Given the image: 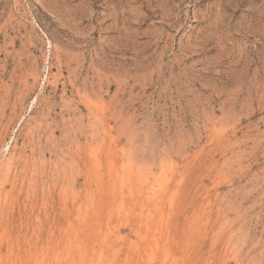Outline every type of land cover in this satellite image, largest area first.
I'll return each mask as SVG.
<instances>
[{
    "label": "rangeland",
    "instance_id": "obj_1",
    "mask_svg": "<svg viewBox=\"0 0 264 264\" xmlns=\"http://www.w3.org/2000/svg\"><path fill=\"white\" fill-rule=\"evenodd\" d=\"M0 264H264V0H0Z\"/></svg>",
    "mask_w": 264,
    "mask_h": 264
}]
</instances>
